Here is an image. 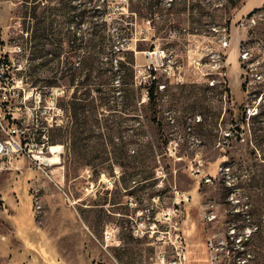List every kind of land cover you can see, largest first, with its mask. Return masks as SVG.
Returning a JSON list of instances; mask_svg holds the SVG:
<instances>
[{"label":"rangeland","instance_id":"374dc122","mask_svg":"<svg viewBox=\"0 0 264 264\" xmlns=\"http://www.w3.org/2000/svg\"><path fill=\"white\" fill-rule=\"evenodd\" d=\"M231 2L0 0L5 127L58 161L0 174V264H264V0Z\"/></svg>","mask_w":264,"mask_h":264},{"label":"built area","instance_id":"2783aa9c","mask_svg":"<svg viewBox=\"0 0 264 264\" xmlns=\"http://www.w3.org/2000/svg\"><path fill=\"white\" fill-rule=\"evenodd\" d=\"M261 11H264V5L260 9ZM255 14L253 17L249 18L247 20L248 24H255ZM229 32L228 28H223L224 33V41H223V48L225 52H223L224 55V62L225 65H227V49L230 46V42L227 38V33ZM21 47L16 45L13 47L12 53L13 54H19L21 53ZM10 51L2 48L0 46V68L2 69L0 74V81L5 82V86L8 84L7 81H9V77L6 76L5 71H8L10 69ZM242 60H247L249 57L248 52H244L240 55ZM219 60H222L221 54H219ZM214 85V83L212 84ZM0 86V88H3ZM2 102L0 100V131L5 132L4 137H0V174H3L5 172L11 171L14 169L16 163H18L20 160H26V158H30L34 164H36L40 169L44 170V168L51 164V162L48 161V158L45 155L44 147L45 145H38L33 144L30 139L26 137V134L23 130L12 127V128H6L5 122L9 119L8 116H13V114L10 111H6L4 114L2 112ZM255 115V114H252ZM12 119L15 123V117L13 116ZM180 241L183 243V237L181 235H178L176 238V241ZM171 244L175 247V258L173 260H168L166 258L165 254H162L159 259L160 262L158 264H186V254H185V248L180 244V246L175 245V243L171 240Z\"/></svg>","mask_w":264,"mask_h":264},{"label":"trees","instance_id":"16d2710c","mask_svg":"<svg viewBox=\"0 0 264 264\" xmlns=\"http://www.w3.org/2000/svg\"><path fill=\"white\" fill-rule=\"evenodd\" d=\"M136 1L137 0H129V3L131 4V6L129 7V10H131L133 8V5ZM172 2H174V1H172ZM231 3L233 4V8L239 9V7H242L246 4V0H232ZM174 4H177V3H174ZM256 11H258V9L253 11L249 15L251 16ZM160 14L162 17L161 18L162 22L167 24L171 20L172 13H166L164 11H161ZM95 29H97V28H95ZM94 36L98 37L97 31L95 32ZM122 55H125L122 49H119L118 51H111V53H110V65L112 67V70H110V72H112V75H114V76L120 75V74H118L119 71H121L122 69H124L126 67V62L124 60H122V58H121ZM115 61H116V68L118 69L117 72H114V70H113ZM147 95H148L147 97H148L150 103L155 101V89H154L153 84L150 86Z\"/></svg>","mask_w":264,"mask_h":264},{"label":"bare ground","instance_id":"6f19581e","mask_svg":"<svg viewBox=\"0 0 264 264\" xmlns=\"http://www.w3.org/2000/svg\"><path fill=\"white\" fill-rule=\"evenodd\" d=\"M60 148H61L60 146L51 148V153L53 155L56 154V150H58ZM48 161L51 162L52 166H53V164H58V161H55V158L48 159Z\"/></svg>","mask_w":264,"mask_h":264}]
</instances>
